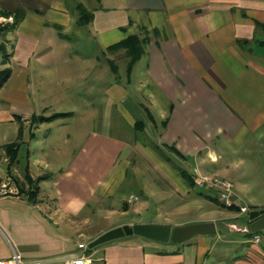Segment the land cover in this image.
<instances>
[{"label": "crops", "instance_id": "0c3cea01", "mask_svg": "<svg viewBox=\"0 0 264 264\" xmlns=\"http://www.w3.org/2000/svg\"><path fill=\"white\" fill-rule=\"evenodd\" d=\"M82 2L0 0L5 9H25L13 44V59L20 60L22 74H11L0 88V98L9 107L3 121L14 131V139L0 140L5 148L0 152V172L4 171V176L0 174V259L11 260L17 251L22 264H71L78 258L86 259L84 264H264V229L254 232L247 217L243 226L238 224L236 219L245 214L219 212L211 205L210 212L194 221H216V233L166 247L146 237H122L90 248V241L106 229L137 222L123 219L98 232L86 227L95 213L92 202L102 206V198L113 197L110 184L116 179L132 184L138 180L148 189L135 161L144 156L179 164L180 169L174 168L180 174L174 190L179 196L184 192L191 198L197 192L216 204L218 189L200 181L208 175L232 182L236 202L251 209L264 207V202L254 200L264 191V0H86L83 3L94 18L84 24L80 23ZM72 3L76 12H71ZM75 23L81 24V30H70ZM130 34L147 38L144 53L131 71L125 49L109 51L110 45ZM80 35L100 38L102 56L116 76L108 80L107 66L96 70L98 55L92 66L76 72L80 85L96 75L95 82H88L89 102L83 97L82 104L56 110L46 101L48 93L41 85L47 69L54 75L66 64L80 69L70 38ZM122 58H127L124 79L119 66L115 73L111 65V60ZM32 65L41 77V95L35 97ZM96 82L104 83V93H93ZM97 96L106 108L100 128H93L88 122L95 115L92 106ZM116 105L120 123L118 133L112 134L111 111ZM58 112L67 114L39 119ZM67 124L70 132L51 135L55 126ZM2 126L0 135L10 132L9 126ZM131 130L135 135L127 136ZM51 140H63L62 146L73 148L61 146L51 152ZM25 146L27 163L20 170L17 165ZM52 156L65 160L56 172L45 170L54 164ZM27 175L34 180L43 177L34 200L25 188ZM4 185L13 192L2 194ZM131 194L137 192L130 190ZM128 202L129 198L120 203L121 208L129 210ZM108 207L106 213L115 211ZM220 220H226L223 226ZM256 234L261 241L254 240Z\"/></svg>", "mask_w": 264, "mask_h": 264}, {"label": "rangeland", "instance_id": "374dc122", "mask_svg": "<svg viewBox=\"0 0 264 264\" xmlns=\"http://www.w3.org/2000/svg\"><path fill=\"white\" fill-rule=\"evenodd\" d=\"M73 3L80 0H71ZM83 2H86V0H81ZM80 4V9L82 7L87 8L91 11V8L86 6L84 3ZM71 4V12H76L75 6ZM5 9L4 7L0 6V70L4 69L6 67L11 68L12 75L14 77H17L22 74V68L20 67L19 63L20 60H14L13 54H14V32L16 29V26L18 25L16 16L14 14H4ZM12 11V10H11ZM80 23L84 24L83 21H80ZM81 24H76L72 27H70V30L73 32L81 30ZM82 31L83 28H82ZM72 38V50L74 51V56H78L77 58L74 57V61L76 60L79 64L80 69H73V65H63L59 72H57L55 75L52 72L51 69H47V73L45 75L46 80L43 85V88L46 89V92L48 93L47 96V102H49L50 105L56 108V110H68L67 108H70L74 106V104H82L85 102L83 100V97H86V103L89 102V95L86 92H89L90 89H88L89 83L88 82H95L96 81V75H90V77L87 79L86 85L83 83L77 84L80 79H78V71L83 70L88 65H91L92 61H96V57L98 55L101 56V59L98 64L99 66L108 68L109 76L108 80H112L113 77L116 75L111 71L109 63H107V58L105 56H102V49L104 48V43L100 40L98 36H89V35H80V36H71ZM75 38V39H74ZM17 41V40H16ZM125 55V53H123ZM121 56V55H119ZM118 57V56H117ZM118 59V58H116ZM83 60H85V63H83ZM119 66V75L123 77V79L126 76V66H127V58L119 59L117 62ZM86 65V66H85ZM82 66V67H81ZM77 67V65H76ZM51 70V71H50ZM91 71L95 74V69L93 68ZM95 71V72H94ZM94 77V80L92 79ZM30 78L32 79V90L31 95L35 97V95H41V93H38V87L40 86L41 77L37 74V67H34L33 65L30 67ZM96 85V89H93V93H97L98 95L100 92L104 93L105 85L104 83L102 85L99 84ZM42 89V88H41ZM81 97V100H80ZM98 100H93L94 105L92 106V110L95 113L92 121L88 122V126H92L93 128H100L101 121H102V115L104 113V109L106 108V102L101 99L100 96H97ZM6 101L2 100L0 98V128L3 127V125H7L3 120L5 119V111L9 107L6 106ZM36 104H38L39 101H35ZM87 107H89L87 105ZM58 108V109H57ZM117 105L112 108L110 107V111L112 114V123L113 127L111 128L110 132L112 134L118 133L117 124L120 123V120H117ZM68 120V118H66ZM10 124V123H9ZM70 124H67L65 127L61 126H55L53 128L52 134H59L63 135L66 134L69 130L70 132ZM10 132L6 135H0V140H12L14 139V131H12V127L9 126ZM136 132V131H135ZM135 132L133 130L126 133L127 136L135 135ZM40 137L41 134H43L42 129L39 131ZM37 141V140H36ZM62 143H64L63 140H57L56 142L51 140L50 146L48 147V150L53 152L55 150H58V147L62 146ZM62 146L61 148H63ZM155 147V146H154ZM66 150H71L72 147H68L65 145L64 147ZM4 147H0V152L4 151ZM146 152L149 153V155L152 156V153L146 150ZM3 153V152H2ZM61 157H54L52 156L50 159H53L52 164L49 167H46L47 170H51L53 172L58 171V168H62L65 166L64 162L65 160H58ZM20 162L17 165L20 170H24L25 165L27 163V155H26V146L22 149L20 156H19ZM57 159V160H54ZM63 159V158H62ZM137 161L138 166L141 168V171L144 172V179H145V185L148 186V189L144 190V187L142 184L136 180L135 183L132 184V181H125V182H119L118 179L114 181V183L110 184V189L112 187V190L114 191V195L111 198L107 199H101L102 206L100 207L98 205V201L94 200L92 202V207L95 208V213H93L90 217V221L88 224H86L87 230L91 232H98L102 228H106L110 226L113 222H117L123 219H134L136 222H160V223H168L167 220L172 221H180L183 222L181 224H189L199 221L198 218L203 217V214H207L212 210L210 206L211 205L214 209L221 212H227V213H238V215L245 214L242 217H238L236 220L239 225L243 226L244 219L247 217L249 211L251 210V207H249V210L244 211L242 209V205L240 202H228L227 200L223 199L220 194L218 199H215L216 204L213 202L206 201L205 198H202L196 193H194V196L189 198L188 193H184L179 196L178 194L174 193L175 186L177 185V181H179V178L177 176V172H174V168L180 169L179 164L175 161L168 160V159H150L148 156H144L142 159H135ZM131 162H134L133 159H131ZM168 162V163H167ZM163 163V164H162ZM167 163V164H166ZM170 163L171 166H167ZM165 164V165H164ZM173 167V168H172ZM7 168V165H4V170ZM131 168H135L132 166ZM2 176H4V171L0 172ZM180 175V174H178ZM133 177V175H131ZM152 177V179H151ZM136 178V177H135ZM155 178V180H154ZM221 178V177H220ZM119 182V183H118ZM37 185V184H36ZM8 186V185H6ZM9 187V186H8ZM32 186L29 183V186L25 188L27 191ZM3 188V187H2ZM12 189V188H11ZM32 189V188H31ZM130 190H134L137 192V195L139 198L137 200H130L129 192ZM144 190V191H143ZM196 190H199L197 188ZM139 194V195H138ZM187 201H184L185 198H187ZM129 198L128 202L131 204V207L129 210H124L121 208L120 203H123L126 199ZM183 199V201H182ZM255 202H264V191L262 193V196H260L257 199H254ZM182 201V202H181ZM107 205V208L106 206ZM114 208V212L106 213V209L109 207ZM216 207V208H215ZM256 208V207H253ZM260 208V207H258ZM169 209H172L174 211L173 215H167L165 212ZM126 212V213H122ZM227 220V219H226ZM226 220H220L219 223L222 225V221ZM228 223L234 222L233 219H228ZM134 224V223H133ZM172 226H177L176 224H172ZM223 226V225H222ZM114 228V227H113ZM109 229H106V231ZM105 232V231H104ZM143 236L140 235H129L125 236L124 238L127 239H145L142 238ZM195 237V236H194ZM195 239V238H194ZM151 241V240H150ZM156 241V240H155ZM157 243V242H154ZM159 243V242H158ZM173 241L169 242H160L159 245H162L163 247H166V245H172Z\"/></svg>", "mask_w": 264, "mask_h": 264}, {"label": "water", "instance_id": "95a60500", "mask_svg": "<svg viewBox=\"0 0 264 264\" xmlns=\"http://www.w3.org/2000/svg\"><path fill=\"white\" fill-rule=\"evenodd\" d=\"M236 197L237 195L231 194L232 199H236ZM247 222L254 232L264 229V207L252 208L247 215ZM216 232L217 223L213 220L177 226L160 222H137L120 225L101 233L90 241L89 247L94 248L100 244L134 234L160 242L182 243L199 234H214Z\"/></svg>", "mask_w": 264, "mask_h": 264}, {"label": "trees", "instance_id": "16d2710c", "mask_svg": "<svg viewBox=\"0 0 264 264\" xmlns=\"http://www.w3.org/2000/svg\"><path fill=\"white\" fill-rule=\"evenodd\" d=\"M81 12V21H83V23H87L91 20H93L94 18V12L91 10H88L85 7H82L80 9ZM4 14H14L16 16L17 19V23H19L21 21V19L24 17L25 15V9L22 7H18L15 10H5ZM147 43V38H142L140 37L138 34H130L129 36H127L125 39L112 44L109 46V51L111 52H117L120 49H125L126 51V56L128 57V70L131 71L135 62L142 56V54L144 53L145 50V44ZM111 65L112 68L114 70L115 73H118V64L115 60H111ZM12 74V70L9 67H6L4 69L0 70V88L2 86H4V84L7 82V80L10 78ZM67 112H58L55 113L51 116H42L39 117L40 120H52L56 117L59 116H63L66 115ZM14 146V144H10L8 145V149L12 152L13 157H15L16 154V150L12 149V147ZM15 159H11V161L13 162ZM185 175L188 176V174L184 173ZM43 177H39L38 179L34 180L30 175H27V179L30 183V185L32 186L28 191L32 197V199H35V195L39 190V186H38V180L42 179ZM37 184V185H36Z\"/></svg>", "mask_w": 264, "mask_h": 264}, {"label": "built area", "instance_id": "2783aa9c", "mask_svg": "<svg viewBox=\"0 0 264 264\" xmlns=\"http://www.w3.org/2000/svg\"><path fill=\"white\" fill-rule=\"evenodd\" d=\"M200 181H201V184L207 183V184H211V185L215 186L218 189L220 196L223 199L227 200L228 202L233 203L236 201L235 199L231 198L232 188H233L232 182H230L226 179L220 178V177H211L208 175H202L200 177ZM1 192H2V194L6 195L9 193H12L13 189L4 185ZM138 198L139 197L135 194L130 195V200H137ZM241 205H242V209L244 211L249 210V207L247 205H245V204H241ZM254 240L258 241V242L261 241L262 240L261 235L256 234L254 237ZM85 262H86V259L78 258V259H74L71 262V264H84ZM0 264H22V256L19 252L16 251L11 260L0 259ZM38 264H41V263L39 262Z\"/></svg>", "mask_w": 264, "mask_h": 264}]
</instances>
